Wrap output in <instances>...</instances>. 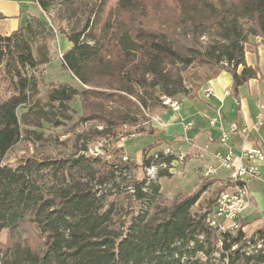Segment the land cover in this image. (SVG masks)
Here are the masks:
<instances>
[{"label": "trees", "instance_id": "16d2710c", "mask_svg": "<svg viewBox=\"0 0 264 264\" xmlns=\"http://www.w3.org/2000/svg\"><path fill=\"white\" fill-rule=\"evenodd\" d=\"M35 2L40 16L0 34V234L7 235L0 264H264V229L248 235L243 225L224 232L210 226L224 188L202 197L217 179H202L195 192L162 194L160 180L173 177L179 156H148L173 143L144 125L150 109L167 108L164 98L195 97L199 90L193 94L184 77L191 67L215 69L207 83L230 73L235 95L264 78L258 64L246 62L253 39L264 45V0ZM58 35L71 46L62 67L81 87L57 82L43 93V67ZM76 102L83 108L77 121L70 114ZM91 122L101 129L83 130L76 160L4 162L23 139L57 141L45 124L67 133ZM124 128L154 138L141 164L122 148L111 160L89 154V145L117 140Z\"/></svg>", "mask_w": 264, "mask_h": 264}, {"label": "crops", "instance_id": "0c3cea01", "mask_svg": "<svg viewBox=\"0 0 264 264\" xmlns=\"http://www.w3.org/2000/svg\"><path fill=\"white\" fill-rule=\"evenodd\" d=\"M29 1L0 0V14L3 16L0 19L1 35H11L32 16H40L43 13L35 0L32 2L37 5L38 13L27 11L24 6L30 4ZM256 43L259 44L257 41ZM70 47L67 43L64 51ZM257 49V53L246 54V62L252 67L258 64L261 73L264 74V45L259 44ZM209 86L214 89V95L206 98L203 90ZM206 87L193 98L181 99L182 109L178 113L169 108L158 111L161 120L168 116V120L163 121L167 127L160 129L155 127L164 131L166 135L170 134L168 141L173 143L170 145L173 149L190 156L184 172L193 166L198 167L199 171L211 166L217 167L213 156L217 151L227 152L231 149L236 155H240L243 148L260 147L264 150V118L261 123L257 118L261 112L260 106L264 103V78L251 80L240 87L238 94L235 95L232 75L224 71L209 81ZM219 114L222 121L212 126L210 119L218 117ZM233 124L237 125L238 131L231 132ZM221 125L229 135L226 144L220 141ZM245 129L248 134L243 133ZM260 171V178L248 182L249 207L237 220L248 235L264 229V163L260 164ZM226 177L227 172L219 170L213 179H217L218 184V181Z\"/></svg>", "mask_w": 264, "mask_h": 264}, {"label": "rangeland", "instance_id": "374dc122", "mask_svg": "<svg viewBox=\"0 0 264 264\" xmlns=\"http://www.w3.org/2000/svg\"><path fill=\"white\" fill-rule=\"evenodd\" d=\"M82 1H90V0H82ZM30 4H26L24 8L27 11H30L32 13H38V7L35 3L32 2V0L29 1ZM207 39L206 37H203L201 39V42H205ZM254 43L251 45H248L246 47L247 53H256L257 48L255 46L256 41L261 42L260 38L253 39ZM68 42L65 41V38L58 35L57 39L52 43L50 47V56H51V63L48 66H44L45 70L43 71V87L44 91L47 89L48 85L51 83H57V82H65L68 83L74 87H81V84L78 82V80L67 70L63 69L62 67V54L64 53L66 44ZM258 44V43H257ZM259 45V44H258ZM246 53V54H247ZM215 69H210L208 67H191L184 71V77L187 83V86L193 89V94L196 91L202 90L207 85V78L213 74ZM3 87V83L0 82V98H1V89ZM210 87V86H209ZM207 88V87H206ZM205 88V89H206ZM203 90V93L205 91ZM198 91V92H199ZM182 96L179 95L177 99L181 100ZM179 100V101H180ZM110 109V106H109ZM117 109H120L117 107ZM161 110L158 109H150L148 111L147 116L150 118V124H144L152 126H156L160 129V126L153 120V117L159 118L158 111ZM70 114L75 119V121L79 120L80 117L83 114V108L81 107L79 102H76L72 104V110L70 111ZM167 117L162 118V121H167ZM160 119V118H159ZM47 134L50 132H55L54 134L59 137L57 141H37L35 139H23L20 141L17 145H15L6 155L4 162L10 165H16L20 162V160L26 156H36L38 158H44L49 157L52 159H71L73 158L76 160L81 154H83V145L84 141L80 140V135L83 134V130L98 127L101 129L99 123L97 122H91L88 125H82L81 127H78L75 131H69L67 133H64L61 129H54V131H51L50 125L45 124ZM167 129V128H166ZM124 132H130L123 134ZM134 129L130 128H124L121 131V137L117 140H98L94 144L89 145V154L93 157L101 156L105 157L108 160H111V157L114 156L115 152L114 150H120L119 148L124 149V153L126 156H129L131 159L135 160L138 164H141L142 157L144 155V148L154 143V138L152 135L146 131L142 134H133ZM170 132V131H169ZM124 136V137H123ZM161 138L170 139V134L166 135L164 131L161 130L160 134ZM170 144H162L160 146L154 147L149 149L147 152V155H153L156 153V151L165 150L167 148H170ZM96 148L100 149L99 155L93 154L96 152ZM172 148V147H171ZM182 153L185 158H183V161H179L175 164V168L172 171L173 177L172 178H163L160 180L161 187H162V194L167 198H173L179 193L184 192H195L198 190V188L201 187V184H203L202 179H207L205 176H202L201 173L204 170L198 169V167L193 166L190 167L189 170L184 172L185 165L188 163V160L190 159V156L185 155V153L179 151L178 154ZM120 155V153H119ZM116 157V156H114ZM179 160V158H178ZM197 164V163H194ZM197 170L199 172H197ZM143 176L142 171H140V174L138 175L139 178ZM217 187L219 185L216 183L211 189H208L202 197V198H208L210 193H213L217 190ZM7 235L6 233L0 234V241H6Z\"/></svg>", "mask_w": 264, "mask_h": 264}, {"label": "built area", "instance_id": "2783aa9c", "mask_svg": "<svg viewBox=\"0 0 264 264\" xmlns=\"http://www.w3.org/2000/svg\"><path fill=\"white\" fill-rule=\"evenodd\" d=\"M62 57V56H61ZM206 98H210L214 95V89L210 86L204 91ZM163 105L171 109L173 112L178 113L182 109V102L173 98H164ZM260 115L257 117L259 123L264 118V103L260 106ZM222 116L219 114L218 117L210 119V124L215 126L220 124ZM153 120L160 126V128L167 127L161 119L153 117ZM221 143L226 144L229 140L228 132L223 129ZM238 131L236 124L232 125L231 132ZM243 133L248 134L249 132L245 129ZM165 150H173V148H167ZM179 153V151H176ZM100 149L96 148V152L93 154L99 155ZM214 158L217 162V167L211 166L206 170L202 171L201 175L207 179L216 178L219 170L227 172V177L224 180L218 181V185L224 188L222 192L217 196L216 205L214 211L208 218V222L211 227L218 228L220 232L225 230L236 231L240 225L237 220L248 210V201H242V194H240V183H247L253 179L260 178V164L264 163V150L260 147L243 148L240 155H236L231 149L227 152L217 151L214 153ZM185 156L180 153L179 160L173 164L172 171L175 168V164L179 161H183ZM127 159V157L125 158ZM166 167V165H162ZM157 171L156 167L148 169L149 176H155Z\"/></svg>", "mask_w": 264, "mask_h": 264}, {"label": "bare ground", "instance_id": "6f19581e", "mask_svg": "<svg viewBox=\"0 0 264 264\" xmlns=\"http://www.w3.org/2000/svg\"><path fill=\"white\" fill-rule=\"evenodd\" d=\"M164 151L166 154L172 152V150H164ZM178 156H179V154H178ZM240 194H242V201H248V207H249L250 202H249V192L247 190V183H240ZM225 231H227V230H225Z\"/></svg>", "mask_w": 264, "mask_h": 264}]
</instances>
